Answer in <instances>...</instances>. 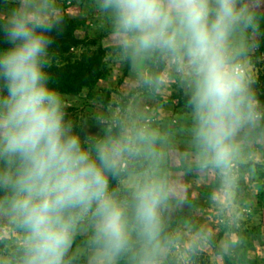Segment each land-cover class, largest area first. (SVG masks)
I'll return each mask as SVG.
<instances>
[{
    "label": "clouds",
    "instance_id": "1",
    "mask_svg": "<svg viewBox=\"0 0 264 264\" xmlns=\"http://www.w3.org/2000/svg\"><path fill=\"white\" fill-rule=\"evenodd\" d=\"M99 7L125 58L158 54L180 74L200 170L217 171L223 190H233L241 134L264 120L250 68L259 44L245 35L260 30L264 0H99ZM48 8V0H28L0 19L9 45L0 49V214L21 234L15 262L157 264L172 187L155 170L121 189L112 179L125 158L155 161L159 134L137 127L86 141L74 130L46 70L49 33L60 27ZM206 239L198 233L193 244Z\"/></svg>",
    "mask_w": 264,
    "mask_h": 264
},
{
    "label": "rangeland",
    "instance_id": "2",
    "mask_svg": "<svg viewBox=\"0 0 264 264\" xmlns=\"http://www.w3.org/2000/svg\"><path fill=\"white\" fill-rule=\"evenodd\" d=\"M27 3L0 0V19L13 7ZM48 3V14L58 16L59 22L67 21L64 32L78 39V44L49 46L46 69L100 68V77L80 91H60L66 119L74 124V130L86 141L130 135L137 127L159 134V157L155 161L125 158L120 177L112 183L121 189L155 170L172 187L174 194L161 209L165 227L157 264H264V120L247 135L241 134V154L234 163L236 186L224 191L217 171L200 170L199 156L191 143V106L174 66L158 59V54L125 58L111 18L99 7V0ZM259 18L260 30L245 35L259 44L250 52V68L253 90L264 104V8ZM61 29L53 30L50 37L65 38ZM7 47L0 32V49ZM50 72L54 74L56 69ZM149 80L151 83H146ZM201 232L207 239L194 245ZM86 235L77 236L74 249ZM20 239L12 219L0 214L2 264H16ZM79 264H84L83 257Z\"/></svg>",
    "mask_w": 264,
    "mask_h": 264
},
{
    "label": "trees",
    "instance_id": "3",
    "mask_svg": "<svg viewBox=\"0 0 264 264\" xmlns=\"http://www.w3.org/2000/svg\"><path fill=\"white\" fill-rule=\"evenodd\" d=\"M60 27L63 29L60 30V34L64 37H61V40L52 39L54 43H52L50 46L59 44L61 42L63 43H71L73 46H77L78 39H76L74 36L69 37L68 34L64 32V28H66L67 21L59 22ZM48 66V64L46 65ZM50 69H56V73L52 74L50 72L51 76V84L52 86L56 87L59 91L63 92H78L81 90V88L85 85H87L91 80L94 78L100 77V68L91 67L87 69H79V67H76V70H65L62 67H56V66H49L47 72ZM120 177V176H119ZM113 178L112 183H115L118 178Z\"/></svg>",
    "mask_w": 264,
    "mask_h": 264
}]
</instances>
